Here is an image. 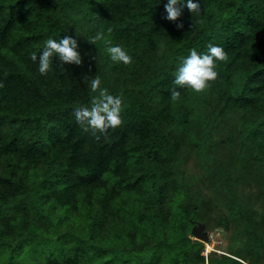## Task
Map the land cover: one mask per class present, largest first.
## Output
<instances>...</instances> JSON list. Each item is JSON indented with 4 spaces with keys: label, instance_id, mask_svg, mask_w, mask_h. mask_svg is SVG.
Returning <instances> with one entry per match:
<instances>
[{
    "label": "trees",
    "instance_id": "obj_1",
    "mask_svg": "<svg viewBox=\"0 0 264 264\" xmlns=\"http://www.w3.org/2000/svg\"><path fill=\"white\" fill-rule=\"evenodd\" d=\"M182 2L173 22L167 0H0V264H264V0H193L199 14ZM66 35L83 64L54 57L41 75L31 55ZM209 44L229 56L211 89L174 85ZM116 45L131 65L111 60ZM96 75L124 102L123 125L99 140L74 117ZM202 181L245 221L237 256H204L192 238L213 223Z\"/></svg>",
    "mask_w": 264,
    "mask_h": 264
},
{
    "label": "clouds",
    "instance_id": "obj_2",
    "mask_svg": "<svg viewBox=\"0 0 264 264\" xmlns=\"http://www.w3.org/2000/svg\"><path fill=\"white\" fill-rule=\"evenodd\" d=\"M182 0H167L164 5L167 13L166 19L170 21H177L182 15V10L179 7ZM187 9L192 14H199L202 12L201 4L193 2V0H186ZM178 29H183L182 23L177 24ZM110 31V30H109ZM78 32V29H76ZM104 39L103 32L96 33L89 43L96 45L98 41ZM111 45V42H107ZM107 52L113 62L122 63L129 66L133 63V57L119 45L107 47ZM58 58L60 61L59 67L63 69V65H82L83 58L79 51V44L77 39L71 36H64L59 41L49 38L45 42V48L40 54L39 58L33 53L31 60L39 62V73L47 76L52 71L53 58ZM229 59L228 53L221 47L208 45L207 53L198 54L195 49L190 51L187 58H183L180 66L176 70L174 76V85L179 88H187L191 91L203 94L209 91L212 84L219 78L217 69V61L227 62ZM84 82L88 83L92 93H97L91 99L89 106L76 108L74 117L78 124L85 132L92 131L95 139L99 140L101 137L107 138L109 129L115 130L123 125L122 112L124 102L121 95H112L106 88L101 87V79L99 75L95 77H84ZM181 97L180 91L173 88L170 91V99L177 101ZM246 264V262H243Z\"/></svg>",
    "mask_w": 264,
    "mask_h": 264
},
{
    "label": "rangeland",
    "instance_id": "obj_3",
    "mask_svg": "<svg viewBox=\"0 0 264 264\" xmlns=\"http://www.w3.org/2000/svg\"><path fill=\"white\" fill-rule=\"evenodd\" d=\"M183 159L186 161L183 163L182 167L184 169L192 170V172H197V164L192 155L186 154ZM194 186L201 189L204 194L209 196L213 201V208L211 209L210 216L213 219V223L208 227L207 222L200 221L206 224V231L208 233L209 240L202 241L204 243L203 255L207 256L211 252H216L218 254H233V249L237 251H242L239 246H235L237 238L240 236L245 225V221L242 220L239 216L233 214L232 210L224 204L220 199L217 192L213 188H210L207 182L202 181L195 183ZM229 215L228 217V227L227 226H218L219 218L222 215ZM243 233V232H242ZM194 239V237L192 236ZM235 255V254H233ZM237 256V255H235ZM246 260V258H244Z\"/></svg>",
    "mask_w": 264,
    "mask_h": 264
},
{
    "label": "water",
    "instance_id": "obj_4",
    "mask_svg": "<svg viewBox=\"0 0 264 264\" xmlns=\"http://www.w3.org/2000/svg\"><path fill=\"white\" fill-rule=\"evenodd\" d=\"M192 236L194 239L200 241H208L209 237L206 231V224L202 222H196L192 228Z\"/></svg>",
    "mask_w": 264,
    "mask_h": 264
}]
</instances>
